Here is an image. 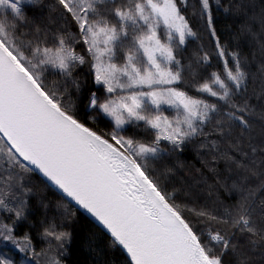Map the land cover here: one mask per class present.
Instances as JSON below:
<instances>
[{"label": "snow or ice", "instance_id": "snow-or-ice-1", "mask_svg": "<svg viewBox=\"0 0 264 264\" xmlns=\"http://www.w3.org/2000/svg\"><path fill=\"white\" fill-rule=\"evenodd\" d=\"M221 11L247 19L229 36ZM189 145L211 207L169 189ZM73 243L87 264H264V2L0 0V244L65 264Z\"/></svg>", "mask_w": 264, "mask_h": 264}, {"label": "trees", "instance_id": "trees-1", "mask_svg": "<svg viewBox=\"0 0 264 264\" xmlns=\"http://www.w3.org/2000/svg\"><path fill=\"white\" fill-rule=\"evenodd\" d=\"M261 2H264V0H256L257 5H259ZM26 11H28L29 15L32 14V12L28 9H26ZM254 11L258 12L259 8L257 7ZM251 14L252 10L249 11V15ZM219 19L224 27L225 33L230 36L236 31L238 25L244 20H246L247 17L243 13H241V15L239 16H225L221 11V16ZM239 44L241 50L245 54L252 56L253 53H255L254 64L258 65L261 56L258 46L255 44V42L250 41L247 37H244L241 38ZM194 46V44L190 45L189 50H191V48ZM213 65L215 67V61L213 62ZM211 70L212 69H210V71ZM78 115L82 120H85L86 122L89 121L87 118L88 111L85 110L82 105L79 108ZM95 126L106 130L108 127V121L102 118L96 119ZM179 160L184 164V167L175 168L174 174L168 181L169 189L175 187L177 189L190 190L191 192L196 194L198 198V203H206L209 207H211L213 201L216 199L217 194L213 191L212 195H209L210 189L208 186L213 183V180L210 174L207 173V169H202L200 158L196 154L195 147L193 145H189L183 153L179 154ZM160 163L161 165L166 163L175 164V160H169L165 158V160L161 161ZM197 169H202L204 175H201V172L197 171ZM29 175L32 182L37 184L39 183L40 178L35 173ZM58 197L59 195L55 191H49L46 195V202L50 200L51 203L54 205ZM221 199H223V196H221ZM80 224H83V221H80ZM33 238L38 250L42 246L46 247V245L43 244L39 237L35 235V232H33ZM7 248L8 246L1 244V249H5L3 251L6 252ZM1 252L2 251L0 250V253ZM124 256V254L115 252L113 250L109 252L108 259H110L113 264H123ZM92 258V254L84 250L82 247H79L78 243H73L69 245L68 255L64 257L65 264H87V262Z\"/></svg>", "mask_w": 264, "mask_h": 264}, {"label": "rangeland", "instance_id": "rangeland-1", "mask_svg": "<svg viewBox=\"0 0 264 264\" xmlns=\"http://www.w3.org/2000/svg\"><path fill=\"white\" fill-rule=\"evenodd\" d=\"M92 116H95V113L88 111V116H87L88 120ZM100 118L107 120V118H103L102 116L96 117V119H100ZM107 129H108V127H107ZM7 246H8V248L6 249V252H5V251H3L5 249H1V244H0V250L2 251L1 253H6L8 257L14 259L17 262V264H19L20 259L23 257V253H19L12 245H7Z\"/></svg>", "mask_w": 264, "mask_h": 264}, {"label": "water", "instance_id": "water-1", "mask_svg": "<svg viewBox=\"0 0 264 264\" xmlns=\"http://www.w3.org/2000/svg\"><path fill=\"white\" fill-rule=\"evenodd\" d=\"M40 179H42V177H40V175H39V173H35ZM53 191H55L54 189H53ZM56 192V191H55ZM58 195H60L58 192H56ZM124 255H126V254H124Z\"/></svg>", "mask_w": 264, "mask_h": 264}]
</instances>
